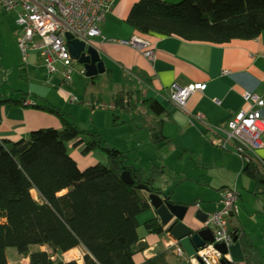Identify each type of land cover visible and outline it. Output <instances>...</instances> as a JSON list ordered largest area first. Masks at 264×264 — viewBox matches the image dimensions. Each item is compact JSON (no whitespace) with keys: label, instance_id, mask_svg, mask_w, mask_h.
Listing matches in <instances>:
<instances>
[{"label":"trees","instance_id":"1","mask_svg":"<svg viewBox=\"0 0 264 264\" xmlns=\"http://www.w3.org/2000/svg\"><path fill=\"white\" fill-rule=\"evenodd\" d=\"M126 23L141 36L225 46L264 34V0H182L173 4L141 0ZM139 96L141 93L117 95L112 102L113 126L122 127L121 116L136 115L146 107L154 116L149 128L151 144L159 149L169 146L160 120L165 109L154 100L135 102L134 97ZM25 102L6 100L0 105L23 108ZM33 108L58 118L62 130H42L27 140L0 144V264H9L8 250H15L29 264H77L61 260L73 250L81 252L82 264H136L140 244L137 218L151 209L150 195L162 196L151 184L157 168L145 173L128 165L127 154L104 146L98 134L77 128L60 109ZM70 144L76 149L84 145L85 154L102 152L107 164L81 172L68 154ZM125 172L131 174L133 186L121 181ZM244 174L256 184L258 195L264 196V161L261 166H244ZM140 185L150 191H140ZM145 229L153 235L164 234L157 221L146 224ZM241 245L245 264H258L257 251L247 236ZM168 257L163 253L145 264H168Z\"/></svg>","mask_w":264,"mask_h":264},{"label":"crops","instance_id":"2","mask_svg":"<svg viewBox=\"0 0 264 264\" xmlns=\"http://www.w3.org/2000/svg\"><path fill=\"white\" fill-rule=\"evenodd\" d=\"M140 1L116 0L114 8L102 24V39L91 41L88 44L99 53L106 69L104 74L95 78L102 76L103 80L110 82L108 87L112 86L111 83L118 85V88L111 92L110 103L106 105L107 112L99 113V110L105 108L98 106L102 108L94 109L96 102H91L90 107L94 112H90L89 117H92L93 126L95 128L98 126L99 119L103 120L105 125L116 129L113 126L112 98L117 93H141L137 101L139 99L142 102L154 100L159 103L165 109V114L160 118L163 121L164 136L171 144L163 149L153 146L158 155L170 149L181 152V161L189 157L198 159L197 155L201 157L202 174L201 181L198 182L201 187V190H198L200 199L194 195L189 207L182 200L174 201L171 195L164 192L163 186L156 185V177L165 176L168 172L165 167L158 168L152 165L153 169L157 168L151 174L153 176L152 186L159 190L163 197H170L173 204L189 208L186 225L194 230L204 229V224L199 223L195 216L200 213L202 217H208L221 211L220 193L225 189L236 187L241 194V202L238 214L230 221L234 227H230V230L235 234L237 241L228 249V256L231 264H245L241 243L247 236L257 251L255 260L258 264H264V196L258 195L256 184L244 174L242 160L234 154L216 148L212 143V135L204 125L193 118L195 115H202L210 125L224 126L241 111L250 110L242 99L243 93H250L264 100V34L256 40L235 41L225 46L188 43L176 38L157 35L141 36L126 23L133 7ZM161 1L173 4L182 0ZM13 19L14 22L7 20V26L11 30L14 25L16 26V20L14 17ZM132 38L143 40L151 46V50L155 53L154 63H150L137 50L111 43L112 41H130ZM39 59L38 55L30 56L31 64L28 68L31 67L34 73L40 69L38 68ZM27 71L28 69L26 71L22 69L21 75L27 74ZM83 71H85L84 68ZM81 73L80 76H82ZM50 77L47 84L52 85L53 78ZM82 77H86V71ZM27 78L30 80L29 77ZM58 80L61 82V88L71 87L74 84L72 82V85H66L63 80ZM129 81L134 82L139 90L130 86ZM198 84L207 85V89L202 94H195L188 101L187 112L190 115L188 116L170 100V96L174 86L184 89ZM145 94L148 97L146 100ZM16 97L0 95V101L18 102L21 100ZM26 97L22 98L26 101L23 108L0 105V144H13L27 140L32 133L42 130H62V124L58 118L35 110L33 108L35 105H43L32 101L33 97ZM35 97L38 98L36 95ZM215 101L220 104H216ZM44 106L57 108L49 104H44ZM261 112L264 117V108ZM262 142L264 144V136ZM69 147L73 151L75 149V153L81 157L84 145L78 149L72 144ZM259 158L264 161V149L260 151ZM160 159L164 160L163 157ZM66 193L67 191L63 192L61 196ZM33 196L36 197L35 193ZM197 205L199 208L196 207ZM152 221L160 224L152 207L137 218L138 237L142 244L140 245L141 251L138 250L139 254L135 257L136 264H145L163 253L169 254L168 264H189L196 254V249L190 240L186 239L180 243L173 241L167 232L168 228H163L164 234L160 236L150 234L146 229L142 236L139 234L140 227L145 228L146 224ZM176 247L182 249L183 257L176 255ZM78 262L75 261L80 264Z\"/></svg>","mask_w":264,"mask_h":264},{"label":"built area","instance_id":"3","mask_svg":"<svg viewBox=\"0 0 264 264\" xmlns=\"http://www.w3.org/2000/svg\"><path fill=\"white\" fill-rule=\"evenodd\" d=\"M116 0H0V9L15 18L16 26L21 31L18 41L19 49L28 62L32 54L39 55L50 76L61 74L63 83L72 85L75 73V62L67 47V35L73 40L86 43L102 39V24L107 19ZM112 44L129 47L141 52L150 63L155 61L151 46L143 40L132 38L130 41H112ZM58 67H62L59 71ZM82 76L85 74L83 71ZM207 85L198 84L179 89L173 87L170 100L182 111L187 112L188 101L195 94L206 91ZM242 99L249 107L248 112L241 111L224 126H212L202 115L193 118L204 125L212 135L213 145L239 157L244 166L263 161L259 153L264 149V117L262 109L264 100L260 97L243 93ZM72 102L76 99L72 98ZM216 104H220L215 101ZM241 194L238 189H225L220 193L222 210L207 217L204 229L213 233V244L196 252L189 264H231L227 255L217 250L223 245L229 249L234 244L230 230V215L238 214ZM199 208V205L196 206ZM175 253L183 257V251L176 247Z\"/></svg>","mask_w":264,"mask_h":264},{"label":"rangeland","instance_id":"4","mask_svg":"<svg viewBox=\"0 0 264 264\" xmlns=\"http://www.w3.org/2000/svg\"><path fill=\"white\" fill-rule=\"evenodd\" d=\"M7 20L14 22L11 15L5 14L0 9V95H8V97L14 95L17 96L16 98L19 100L26 96V98L33 97L32 101L37 102L39 105L44 106V104H49L50 106L52 105L59 108L68 115V121L75 124L77 128L85 132L98 134L101 136L104 146L127 154L128 165L146 172L152 170V165L158 168L165 167L168 172L165 176L160 175L156 177V185L163 186L164 192L171 195L174 201L178 202L182 200L190 207L189 204L193 202L192 198L194 195L197 199H200L198 191L201 190L198 182L201 181L200 177L202 174L200 156H196L198 159L189 157V159L185 158L181 161L180 157L182 153L174 149L165 150L161 155H158L156 148L151 144L149 138V128L154 123V116L149 113L146 107H141L138 113L132 115V117H129L130 115L121 116V118L124 117L123 123H125V125L118 129H112L109 125H105L103 120L99 119L97 121V127L99 129L97 127L95 128L93 126L92 117H89L90 112H94L90 107L91 102L95 101L96 106L105 108L104 110H99V113L107 112L106 105L110 103L111 92H114L118 88V85H113L111 83L112 86L108 87V83L110 82L103 80L102 76L97 79H88L80 76L83 67L78 64L75 65L76 73L73 77L74 84L71 87L63 86L61 88V82L58 80L60 79L62 81L60 73L53 77L51 76L53 78L52 85L51 83L47 84L50 75L43 61L39 59L38 68L40 69L37 73H34L31 67L28 68L31 61L28 60V62H25L18 46L21 31L15 25L12 30L9 29ZM22 69L25 71L28 69L27 74L24 73L21 75ZM58 69L62 71V67H58ZM29 73L31 75H29ZM27 77H29L30 80ZM129 83L130 86L138 88L134 82L129 81ZM120 93L123 94L124 92ZM120 93L115 94L112 100L114 101ZM35 95L38 98H36ZM72 98H75L76 101L72 102ZM137 99V97H134L135 102ZM146 99H148V97L145 94V100ZM155 118L157 119V117ZM132 121L135 122L133 123ZM85 141L87 142L86 138ZM84 150L80 157L75 153V149L73 151L72 148L68 146V154L78 164L81 172L99 164H107L102 152L96 151L85 154ZM89 155L91 156L87 157ZM82 157L85 158V160H82ZM160 157H163L164 160L161 161ZM152 162L154 163L152 164ZM230 227L234 228L232 224H230ZM144 233L145 228L141 226L139 234L142 236ZM7 255L9 264H29L28 260H21L17 256L15 250H8ZM81 259L82 255L79 251L61 257V260L66 262L79 261L78 263L82 264Z\"/></svg>","mask_w":264,"mask_h":264},{"label":"water","instance_id":"5","mask_svg":"<svg viewBox=\"0 0 264 264\" xmlns=\"http://www.w3.org/2000/svg\"><path fill=\"white\" fill-rule=\"evenodd\" d=\"M66 38L67 47L72 59L84 68L88 79L95 78L105 73L106 69L104 62L101 60L99 53L95 49L91 48L86 43L73 40V37L70 35H67ZM121 181L128 186H133L135 184L129 172L122 174ZM138 189L145 192L150 191V189L144 185H140ZM149 202L151 207L156 212L160 226L162 228H168L167 232L173 241L180 243L188 239L195 247L196 252L205 248L207 244H213V233L210 230H194L189 225H186V219L189 216V208L175 205L171 202L170 198L157 195H150ZM230 217L232 219L234 218V215L231 214ZM195 219L199 223L204 224L207 217H202L200 213H198L195 216ZM233 236L234 243H236L237 239L235 234H233ZM141 244L142 243L138 245L139 251H141ZM217 250L223 255L228 254V249H226L223 245L217 246Z\"/></svg>","mask_w":264,"mask_h":264},{"label":"bare ground","instance_id":"6","mask_svg":"<svg viewBox=\"0 0 264 264\" xmlns=\"http://www.w3.org/2000/svg\"><path fill=\"white\" fill-rule=\"evenodd\" d=\"M74 252H75V250L70 251V252H69V255L73 254ZM72 256H73V255H72Z\"/></svg>","mask_w":264,"mask_h":264}]
</instances>
